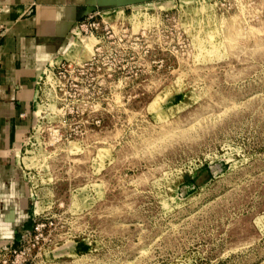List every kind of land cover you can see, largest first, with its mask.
<instances>
[{
    "label": "rangeland",
    "instance_id": "obj_1",
    "mask_svg": "<svg viewBox=\"0 0 264 264\" xmlns=\"http://www.w3.org/2000/svg\"><path fill=\"white\" fill-rule=\"evenodd\" d=\"M78 33L19 153L48 226L11 264H264V0H148Z\"/></svg>",
    "mask_w": 264,
    "mask_h": 264
},
{
    "label": "crops",
    "instance_id": "obj_2",
    "mask_svg": "<svg viewBox=\"0 0 264 264\" xmlns=\"http://www.w3.org/2000/svg\"><path fill=\"white\" fill-rule=\"evenodd\" d=\"M148 0H0V242L29 226L32 198L19 166L31 132L39 79L62 59L88 12L129 9Z\"/></svg>",
    "mask_w": 264,
    "mask_h": 264
},
{
    "label": "built area",
    "instance_id": "obj_3",
    "mask_svg": "<svg viewBox=\"0 0 264 264\" xmlns=\"http://www.w3.org/2000/svg\"><path fill=\"white\" fill-rule=\"evenodd\" d=\"M98 14L100 13L99 12H88L81 20L75 23L71 34L78 36L79 34L78 32L80 28H83V26H85L88 21H91ZM95 29H98V27H96ZM53 66L54 64H52L49 68ZM37 216L38 214L33 212L29 226L16 231L14 239H12L11 241L0 242L2 243L0 244V263L1 264L14 263L11 259V256L15 254L17 250H19L20 248H23L21 249V252H20L21 254L24 255V253H26L27 248L24 247V243H23L25 238L28 237V238L38 239L39 237L42 236L43 234L42 231L45 227L48 226V222L39 219V217L37 218Z\"/></svg>",
    "mask_w": 264,
    "mask_h": 264
}]
</instances>
